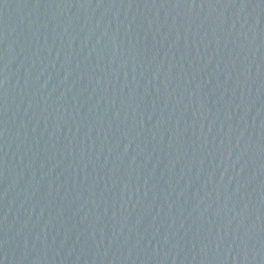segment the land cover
Returning a JSON list of instances; mask_svg holds the SVG:
<instances>
[{
    "label": "water",
    "instance_id": "obj_1",
    "mask_svg": "<svg viewBox=\"0 0 264 264\" xmlns=\"http://www.w3.org/2000/svg\"><path fill=\"white\" fill-rule=\"evenodd\" d=\"M0 264H264V0H0Z\"/></svg>",
    "mask_w": 264,
    "mask_h": 264
}]
</instances>
